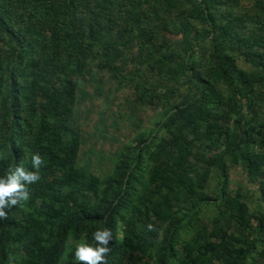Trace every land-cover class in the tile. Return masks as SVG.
Segmentation results:
<instances>
[{
  "label": "trees",
  "instance_id": "16d2710c",
  "mask_svg": "<svg viewBox=\"0 0 264 264\" xmlns=\"http://www.w3.org/2000/svg\"><path fill=\"white\" fill-rule=\"evenodd\" d=\"M94 73L160 111L103 176L78 165ZM263 115V0H0V177L42 158L0 264H80L104 228L105 264H264V198L229 190L237 165L262 175Z\"/></svg>",
  "mask_w": 264,
  "mask_h": 264
},
{
  "label": "rangeland",
  "instance_id": "374dc122",
  "mask_svg": "<svg viewBox=\"0 0 264 264\" xmlns=\"http://www.w3.org/2000/svg\"><path fill=\"white\" fill-rule=\"evenodd\" d=\"M75 123L82 131V146L78 165L86 167L95 176L109 173L117 150L132 140L137 133L153 128L160 111L150 107H135L130 91H115L113 81L105 73L92 74L80 80ZM240 174L232 170L229 190L237 187L254 189V184H242ZM248 190V189H247ZM250 211L258 206V194H247ZM264 206V203L262 204Z\"/></svg>",
  "mask_w": 264,
  "mask_h": 264
},
{
  "label": "clouds",
  "instance_id": "9594fccd",
  "mask_svg": "<svg viewBox=\"0 0 264 264\" xmlns=\"http://www.w3.org/2000/svg\"><path fill=\"white\" fill-rule=\"evenodd\" d=\"M31 165L36 171H29L23 166L9 168L0 177V218L5 216V208L17 205L29 198L28 185L39 180L38 170L42 165L39 154L31 155ZM95 244L79 242L75 246L74 260L80 264H105V254L109 251L108 242L112 239L111 231L107 228L93 232Z\"/></svg>",
  "mask_w": 264,
  "mask_h": 264
},
{
  "label": "crops",
  "instance_id": "0c3cea01",
  "mask_svg": "<svg viewBox=\"0 0 264 264\" xmlns=\"http://www.w3.org/2000/svg\"><path fill=\"white\" fill-rule=\"evenodd\" d=\"M262 118H264V115H263ZM253 149H255V152H257V153H260V151L262 150V149L261 150L256 149L255 146H254ZM233 169H235V171H237V173L240 174V180L242 181L241 183L242 184L247 183V176L245 174V171H244L243 167L241 165H237L236 167L231 168L230 171H229V176L232 175V170ZM254 185H255V187H254L253 190H251L248 187L247 188H243L242 189L243 194L247 195V194H250V192H251V193H255V195L258 194L257 199L259 197L260 198H264V169H263L262 175L258 178V182L254 183ZM257 202H258V200H257Z\"/></svg>",
  "mask_w": 264,
  "mask_h": 264
},
{
  "label": "built area",
  "instance_id": "2783aa9c",
  "mask_svg": "<svg viewBox=\"0 0 264 264\" xmlns=\"http://www.w3.org/2000/svg\"><path fill=\"white\" fill-rule=\"evenodd\" d=\"M263 2H264V0H263Z\"/></svg>",
  "mask_w": 264,
  "mask_h": 264
}]
</instances>
